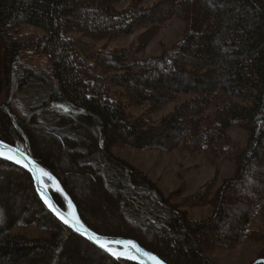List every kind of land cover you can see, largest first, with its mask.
Listing matches in <instances>:
<instances>
[{
    "label": "trees",
    "instance_id": "trees-1",
    "mask_svg": "<svg viewBox=\"0 0 264 264\" xmlns=\"http://www.w3.org/2000/svg\"><path fill=\"white\" fill-rule=\"evenodd\" d=\"M122 1L0 0V141L36 163L47 187L54 180V202L63 211L72 206L95 234L133 239L166 264H216L206 251L248 240L261 245L256 259H264V231L249 229L264 197V0H158L147 7L130 0L116 8ZM173 16L184 22L181 38L158 56L137 58ZM23 25L41 34L19 33ZM137 30L126 47L93 45ZM32 53L48 74L19 64ZM34 90L40 100L23 106V94ZM180 96L188 99L158 124L126 109L146 105L152 114ZM50 106L59 110L47 122ZM235 125L247 133L243 147L227 134ZM112 147L207 151L232 161L234 173L215 190L213 177L175 203L181 190L163 194ZM206 205L213 211L202 220L183 209ZM16 226L49 237L10 233ZM0 264L139 263L114 258L62 225L30 175L0 155Z\"/></svg>",
    "mask_w": 264,
    "mask_h": 264
},
{
    "label": "rangeland",
    "instance_id": "rangeland-1",
    "mask_svg": "<svg viewBox=\"0 0 264 264\" xmlns=\"http://www.w3.org/2000/svg\"><path fill=\"white\" fill-rule=\"evenodd\" d=\"M158 0H142L143 7L151 6ZM130 0L122 1L116 5V8H124ZM184 22L181 18L173 16L159 30L158 34L148 42L147 46L137 54V58L145 59L152 56L160 55L163 47H169L178 41L184 31ZM142 30H137L131 35L113 39L110 41H100L94 43L96 50L101 49L109 51L117 48L128 46L132 43ZM19 33L31 34L41 32L35 28L23 25L19 29ZM77 38L76 35H72ZM84 41H86L84 39ZM19 64L22 67L31 68L42 75L48 74V66L45 65V60L38 58L32 53L29 57L21 58ZM41 94V91H40ZM188 99L187 96H180L175 101L168 103L164 108L150 114L147 112L146 105L128 104L127 112L132 116L145 117L151 122L158 124L160 119L171 112L173 108ZM5 100V96L0 97V103ZM40 97H37V92H28L23 94L21 102L23 106H31L38 102ZM238 102L245 104L241 100ZM48 109V114L44 121H51L55 112L59 109ZM214 111L213 107L207 110V114L211 115ZM50 115V117H49ZM49 117V118H48ZM230 140L236 143L239 147L246 145L247 133L240 126H232L227 130ZM110 152L128 162L132 166L143 171L153 182L156 183L160 191L169 195L177 190H181V194L173 198V202L178 203L181 197L192 195L203 183L215 177L214 190L221 184L222 180L229 178L234 173V164L232 161L226 160L222 155L211 156L207 151H188L180 147L170 151L162 152L158 150L138 151L134 149L112 147ZM45 178H48L45 177ZM48 187L52 190H58L57 183L50 179ZM262 206L260 214H258L249 229L264 231V197L258 203ZM72 208V206H68ZM187 212L190 220H202L208 218L213 211L212 205H206L195 208H183ZM10 233L20 234L27 238H46L49 237L48 232L38 229L34 226H16L10 230ZM261 245L257 242L248 240L240 244H236L230 249L215 248L205 252L206 256L216 264H252L257 260V255Z\"/></svg>",
    "mask_w": 264,
    "mask_h": 264
},
{
    "label": "water",
    "instance_id": "water-1",
    "mask_svg": "<svg viewBox=\"0 0 264 264\" xmlns=\"http://www.w3.org/2000/svg\"><path fill=\"white\" fill-rule=\"evenodd\" d=\"M0 155H3L7 158L11 157V159H9L11 162L18 165L30 175L34 189L39 199L41 200L42 204L45 206L47 211L53 217H55V219H57L62 225L70 229L72 232L83 237V239H85L93 246L113 256L114 258L132 260L139 264H155L153 257L160 260L153 253L142 248L133 239L100 236L98 234L93 233L87 228L86 229L88 230V233L84 234L83 231H76L73 228L69 227L63 222L60 217L66 216L70 220H78V217L75 213V217L72 218L67 215V213L63 212L58 208L46 184L43 181V178L41 176L42 169L36 163H34L21 149L11 146L2 141H0ZM16 160H19L20 163L17 164ZM79 223L82 224L80 221ZM96 240H98L99 243H97ZM101 244H103V247L100 246ZM160 261L162 262V264H166L162 260ZM252 264H264V259H257Z\"/></svg>",
    "mask_w": 264,
    "mask_h": 264
},
{
    "label": "snow or ice",
    "instance_id": "snow-or-ice-1",
    "mask_svg": "<svg viewBox=\"0 0 264 264\" xmlns=\"http://www.w3.org/2000/svg\"><path fill=\"white\" fill-rule=\"evenodd\" d=\"M8 159H11V157H8ZM16 163L19 164L20 161L16 160ZM63 222L65 224H67L69 227L73 228L76 231H83L84 234L88 233V230L86 228H84V226L82 224L79 223L78 220H70L68 217L66 216H61L60 217ZM97 243H99L98 240H96ZM101 247H103V244L100 245ZM153 260L155 261V264H162V262L158 259H156L155 257H153Z\"/></svg>",
    "mask_w": 264,
    "mask_h": 264
},
{
    "label": "bare ground",
    "instance_id": "bare-ground-1",
    "mask_svg": "<svg viewBox=\"0 0 264 264\" xmlns=\"http://www.w3.org/2000/svg\"><path fill=\"white\" fill-rule=\"evenodd\" d=\"M41 176L42 178L44 179L45 177H47V174L42 170V173H41ZM44 181V180H43ZM45 183V182H44ZM58 206V205H57ZM59 208V207H58ZM60 209V208H59ZM62 210V209H60ZM63 211V210H62ZM65 213H67V215H69L70 217L74 218L75 217V211L73 210V208L69 207L68 211H63ZM84 226V225H83ZM85 227V226H84ZM67 228V227H66ZM86 228V227H85ZM70 230V229H69ZM71 231V230H70ZM74 233V232H73ZM76 234V233H74ZM77 236H79L78 234H76ZM81 237V236H79ZM83 238V237H81Z\"/></svg>",
    "mask_w": 264,
    "mask_h": 264
}]
</instances>
